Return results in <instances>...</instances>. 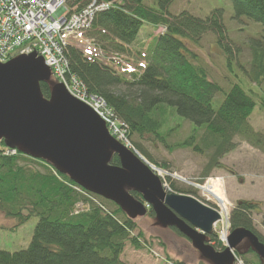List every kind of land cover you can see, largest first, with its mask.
Returning a JSON list of instances; mask_svg holds the SVG:
<instances>
[{
  "label": "trees",
  "instance_id": "1",
  "mask_svg": "<svg viewBox=\"0 0 264 264\" xmlns=\"http://www.w3.org/2000/svg\"><path fill=\"white\" fill-rule=\"evenodd\" d=\"M91 0H70V5L80 9ZM112 2L107 9L94 14L87 36L93 40L95 51L103 58L95 57L76 46L64 47L68 61V74L74 75L87 92L100 96L122 128L125 140L149 162H156L142 144L145 138L156 139L170 150L190 148L208 153V163L203 176L222 165L219 158L234 147V138L255 137L249 116L256 106L252 91L233 84L227 92L208 79L206 70L199 64L198 55L188 51L182 38L199 41L205 32L215 34L218 48L223 51L228 66L233 50L224 43L227 39L222 21L223 11L213 10L205 18L186 11L172 14L173 0H97ZM236 16L258 22L264 33V0H229ZM146 24V25H145ZM147 26L151 32L139 44L138 33ZM163 28V32H155ZM225 39V40H224ZM251 60L247 71L248 81L262 86L264 83V34L251 39ZM226 52V53H225ZM222 53V52H221ZM115 55L119 57L116 59ZM115 57V58H114ZM239 63V62H238ZM124 86V91L117 88ZM49 85L40 83V91L49 97ZM223 95V96H222ZM259 100L264 109V101ZM176 116L172 126L168 119ZM181 122H188L190 132L175 144L169 145L168 135L176 132ZM259 142V140H257ZM8 148L0 141V211L17 225L36 216L37 222L27 247L7 251L0 249V264H134L125 263L121 256L125 243L137 249L144 247L137 225L122 209L113 204V210L102 209L78 192L66 175L56 171L42 160L31 158L19 151L5 154ZM118 165L117 156L110 161ZM38 163L39 170L31 164ZM160 167L166 168L165 164ZM166 177L168 188L177 193H193V189L176 186ZM141 199V194L132 192ZM81 203L86 210L74 213ZM148 214L153 216L152 210ZM261 215L264 229V207L260 202L239 200L230 212V232L235 228L250 230L264 244V237L256 229L253 215ZM180 235L176 229L172 228ZM207 241H215V250L224 246L211 233ZM251 259L236 251L243 264H262L251 249H246ZM168 264H187L176 260Z\"/></svg>",
  "mask_w": 264,
  "mask_h": 264
},
{
  "label": "water",
  "instance_id": "2",
  "mask_svg": "<svg viewBox=\"0 0 264 264\" xmlns=\"http://www.w3.org/2000/svg\"><path fill=\"white\" fill-rule=\"evenodd\" d=\"M49 85V97L40 83ZM19 152L46 161L87 191L117 204L131 219L150 206L156 223L187 238L211 264H235L242 241L264 264V244L244 228L233 229L227 246L215 250L207 242L219 214L188 195L167 193L157 175L133 151L114 139L103 120L51 80L49 67L35 52L0 63V141ZM117 156L118 165L111 164ZM132 192L141 194L136 199Z\"/></svg>",
  "mask_w": 264,
  "mask_h": 264
},
{
  "label": "rangeland",
  "instance_id": "3",
  "mask_svg": "<svg viewBox=\"0 0 264 264\" xmlns=\"http://www.w3.org/2000/svg\"><path fill=\"white\" fill-rule=\"evenodd\" d=\"M232 7L229 0H173L169 11L172 14L186 11L197 18H205L215 9L223 11L221 19L228 39H224V43L231 45V50H233L229 66L225 54L218 48L215 34L207 31L201 35L197 42L187 37L182 38V42L188 47L189 52L193 51L194 54L196 52L198 55L196 63L206 70L208 79L217 83L222 92H227L233 84H239L243 89L252 91V95L255 94L253 97L256 100V106L250 114L248 122L255 132V137L252 140H246L239 136L235 137L233 149L219 158V162L222 164L220 168L211 169L206 177L203 176V173L209 161L208 153H199L184 147L170 150L156 139L149 137L141 141L148 154L156 162V166L166 165V168H162L172 173L170 180L175 181L176 186L195 190V194H187L186 192L180 194L190 195L203 204L220 209L214 196L202 189L216 179L220 181L218 182L221 183L228 202L227 209L222 211L224 217H227L226 223H224L227 234L230 232V212L238 199L260 202L264 207V109L261 108L258 100L264 101V83L262 86H256L255 83L248 81V70L245 69L249 68L251 60L249 48L251 39L262 38L264 33L258 22L245 16H236ZM145 25L143 26L144 29L138 33L136 43L130 44L132 50L138 48L139 44L149 35L148 32H151ZM158 32H163V30ZM86 37L90 38L91 42L92 38ZM78 46L80 48L84 47V50L88 52L95 50L87 42L78 44ZM124 89V86L117 88L119 91H124ZM89 101L98 106L107 117L111 118L110 110L99 103L97 99L93 98ZM177 119L179 118L172 115L168 119L169 124L172 126V124H175L174 122L178 121ZM117 125L114 122L115 128H117ZM190 129L188 122L180 121V126L176 127V132L171 133L170 136L168 135L167 144L173 146L177 141L187 136ZM117 133L120 136V133ZM31 165L39 170L44 169L38 163ZM196 185L200 187L197 188ZM102 204L109 211L113 210V204L104 201H102ZM83 210H86L83 204L75 205V213ZM260 216L254 214L252 218L256 229L264 237V229L260 225ZM37 219L36 216H31L25 223L17 225L16 219H7L4 213L0 211V249L14 251L27 247L32 235V228L35 226ZM134 221L137 227L133 234L139 231L142 232L143 237H140V242L144 244V247L137 249L126 242L123 253L120 255L123 262L168 264V262L179 260L187 264H211L203 259L183 236L177 234L171 228H163L158 225L154 216H138ZM217 230H219V225ZM213 233L215 234L214 231ZM208 243L212 246L216 245L215 241H208ZM222 245L224 248L227 246V238ZM248 248H250L249 243L244 240L235 249L230 250L235 256L236 251H238L246 255V258L251 259L253 258L251 254H246ZM235 261H237V264H243L240 259Z\"/></svg>",
  "mask_w": 264,
  "mask_h": 264
},
{
  "label": "built area",
  "instance_id": "4",
  "mask_svg": "<svg viewBox=\"0 0 264 264\" xmlns=\"http://www.w3.org/2000/svg\"><path fill=\"white\" fill-rule=\"evenodd\" d=\"M70 0H0V61H6L16 54L36 52L50 68L55 80L61 82L66 90L77 100L88 104L109 130L119 140L126 143L124 132L111 112L107 117L90 99H97L106 107L100 96L87 92L85 85L74 75L68 74V61L64 55L67 37L91 25L94 14L108 8L109 2L91 0L84 7L75 10ZM107 108V107H106ZM108 109V108H107ZM120 133V136L118 133ZM161 176L167 172L154 168ZM218 221L217 238L224 244L228 236L225 230L226 219L221 209Z\"/></svg>",
  "mask_w": 264,
  "mask_h": 264
},
{
  "label": "bare ground",
  "instance_id": "5",
  "mask_svg": "<svg viewBox=\"0 0 264 264\" xmlns=\"http://www.w3.org/2000/svg\"><path fill=\"white\" fill-rule=\"evenodd\" d=\"M218 181L219 180L216 179L215 181H212L210 185H206L202 189L205 192L207 191V193L213 195L214 198L218 201L220 209H222V211H225L227 209L226 205L228 204V202L223 192L222 185L221 183H219L220 181Z\"/></svg>",
  "mask_w": 264,
  "mask_h": 264
}]
</instances>
